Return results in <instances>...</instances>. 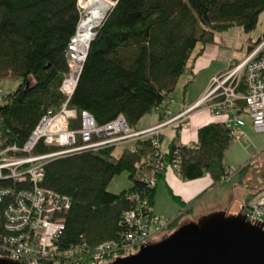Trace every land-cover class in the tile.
<instances>
[{
    "label": "trees",
    "instance_id": "trees-1",
    "mask_svg": "<svg viewBox=\"0 0 264 264\" xmlns=\"http://www.w3.org/2000/svg\"><path fill=\"white\" fill-rule=\"evenodd\" d=\"M261 12L264 0H115L94 29L68 106L77 113L87 111L97 124L122 116L130 127L144 128L137 127L139 120L152 112L162 117L179 76L192 74L193 63L206 45L215 43L216 33L232 26L248 33ZM79 14L77 0H0V81L17 80L15 88L0 96V149L21 146L41 116L64 101L60 84L68 72L67 45ZM178 132L168 150L160 147L166 166L154 173L156 180L176 160L181 177L207 173L210 185L220 182L224 154L233 140L224 124L214 120L200 126L192 144L178 142ZM135 146L117 157L111 145L41 165L39 185L69 199L59 246L119 240L128 229L122 213L135 205L129 194L145 199L144 210L153 213L155 186L147 182L151 167L143 159L155 158L157 149L149 138ZM51 149L39 142L34 152ZM124 171L130 186L117 193L107 190Z\"/></svg>",
    "mask_w": 264,
    "mask_h": 264
},
{
    "label": "built area",
    "instance_id": "built-area-1",
    "mask_svg": "<svg viewBox=\"0 0 264 264\" xmlns=\"http://www.w3.org/2000/svg\"><path fill=\"white\" fill-rule=\"evenodd\" d=\"M108 1L111 6L114 4ZM77 7L80 21L85 14L83 0H77ZM76 32L77 27L67 45L68 72L60 84L64 101L57 109L47 110L41 116L21 146L13 144L0 149V258L25 264H105L153 242L154 235L163 231L171 220L149 213L148 208L145 211L146 200L129 194L128 198L135 205L122 213L128 229L119 240H105L92 247L78 243L62 248L57 239L64 225L63 214L69 199L39 185L43 176L41 165L49 159L118 144H128L134 151L135 141L149 138L157 150L155 158L147 155L143 163L151 167L146 175L148 184L155 186L154 173L166 166L161 160L163 152L159 144L163 131L184 126L189 111L201 107L209 109L233 139L243 133L244 116L249 118L255 131L264 132V38L242 59L211 75L204 92L195 102L177 113H172L167 106L156 123L135 129L122 116L97 124L87 111L77 113L68 106L89 43L79 55L75 50ZM39 142L52 149L35 153ZM167 169L178 171V161L173 160ZM237 170L233 166H224L225 174L221 180L230 178ZM239 212L249 222L259 223L264 228V187L247 197L239 206Z\"/></svg>",
    "mask_w": 264,
    "mask_h": 264
},
{
    "label": "water",
    "instance_id": "water-1",
    "mask_svg": "<svg viewBox=\"0 0 264 264\" xmlns=\"http://www.w3.org/2000/svg\"><path fill=\"white\" fill-rule=\"evenodd\" d=\"M94 35L95 31L89 41ZM252 179L259 183L257 188L264 186L259 176ZM0 264L25 263L2 257ZM105 264H264V228L239 211L216 210L182 222L161 239Z\"/></svg>",
    "mask_w": 264,
    "mask_h": 264
},
{
    "label": "rangeland",
    "instance_id": "rangeland-1",
    "mask_svg": "<svg viewBox=\"0 0 264 264\" xmlns=\"http://www.w3.org/2000/svg\"><path fill=\"white\" fill-rule=\"evenodd\" d=\"M115 2V0H111ZM95 29V28H94ZM93 29V31H94ZM264 12H261L258 16L256 26L250 32L246 33L239 26H232L229 29L218 32L214 36L215 43H210L205 46L202 54L198 57L195 65V74L193 76V80L188 82L187 79L192 77V74H182L179 76L174 89L169 92L166 101L170 103H180L183 101V97L187 95L191 91H196L203 84L206 75L214 68L219 67L225 69L229 63H235L242 59L248 50L249 46H252L254 41L259 38L260 40L264 38ZM259 40V41H260ZM258 41V42H259ZM257 42V43H258ZM255 43V45H257ZM254 45V46H255ZM209 63L210 67L205 68L204 65ZM199 72H197V70ZM201 69V70H200ZM17 84V80H3L0 81V96L5 94L15 88ZM186 85V94L183 91V85ZM190 111L186 115H190ZM156 113L152 112L146 114L145 117H153ZM187 118V117H186ZM247 124L243 127V133L240 137L234 138L228 149L226 150L223 158V163L229 166H233L238 170L230 175V178L220 180L223 184L218 189V193H223L221 190L230 185L229 187H234L236 191H240V187L238 186L242 178H250L251 177V169L256 166V164H261L264 162V132L255 131L251 124L249 123V119L247 116H244ZM169 129V128H166ZM170 131L164 132V138L162 140V148H165L167 141L169 140ZM193 138H195V133L192 132ZM183 140H185L183 138ZM128 148V144H118L113 148V155L119 156L123 150ZM249 161V162H248ZM248 162V163H247ZM203 177L206 178V174H203ZM231 179V180H230ZM186 184L190 183L188 180H185ZM197 183H201L196 182ZM130 186V181L127 179V173L121 172L120 174L115 175L109 182L107 186V190L117 193L122 189H125ZM163 183L159 182L158 188H162ZM215 194L201 200L197 207H202L203 205H207L209 201L214 197ZM168 196L166 195V191L164 188L159 190V195L156 196V201L160 204H164L167 201ZM228 214H235L234 210L226 211ZM196 213L194 210H191L190 214H186L187 216L194 217ZM207 214V213H206ZM185 215L181 218L179 216L176 225L172 227H168L158 232L154 235L153 241H157L161 239L165 234L172 231L176 228L180 223L185 222ZM198 218V217H197ZM196 218V219H197ZM167 219V218H166ZM135 250V248L133 249ZM137 251V250H136Z\"/></svg>",
    "mask_w": 264,
    "mask_h": 264
},
{
    "label": "crops",
    "instance_id": "crops-1",
    "mask_svg": "<svg viewBox=\"0 0 264 264\" xmlns=\"http://www.w3.org/2000/svg\"><path fill=\"white\" fill-rule=\"evenodd\" d=\"M198 58L193 63L192 67V77L187 79V84L189 79L193 80V76L195 74V63L197 62ZM205 68L210 67V64L207 63L204 65ZM197 70V69H196ZM201 70V69H200ZM224 69L219 67H214L205 77V80L201 87L197 89L196 91H191L187 95L183 97V101L180 103L174 102L170 103L168 102V106L171 108L172 113H177L180 110H182L184 107L189 106L193 102H195L201 94L204 92L208 80L211 75L218 73ZM199 72V70H197ZM190 82V81H189ZM183 85V91L185 90L184 94H186V85ZM245 119V118H244ZM249 119V118H248ZM158 120V114L156 113L153 117L149 115V117L143 116L138 123L139 128L141 127H147L150 126ZM217 120L211 113V111L207 108L201 107L198 109L193 110L184 126H178L173 127L169 129H165L163 131V134L161 136L160 141V147L162 150H168L169 142L173 139L175 136L176 130H178V142L182 144H192L196 139V132L197 129L211 121ZM250 123V121H249ZM247 124L245 120V125ZM244 125V127H245ZM170 131L169 140L166 143L165 148H162V140L164 138V132ZM192 132L195 133V138L192 136ZM183 138L185 140H183ZM249 162V161H248ZM247 162V163H248ZM224 166L226 164L223 163ZM259 165V164H258ZM256 164V166H258ZM254 165V167H256ZM253 168V167H252ZM206 174V178L202 176L194 179H185L180 176V174L177 171H174L172 169H166L162 175V177L156 182L155 184V194H154V203L152 206V211L155 215H158L163 218L171 219L177 215H180L181 218L186 214H190L191 210H194L196 213L194 217H186L185 222L190 220H195L197 217L212 212L216 210H224V211H230L234 210L235 212L239 211V206L241 203L247 198L252 196L258 189L256 185H259V183L256 180H253L252 177L248 178H242L239 187L240 191H236L234 187H225L221 191L223 193H218V189L223 184L222 181L211 184V178L209 174ZM188 180L190 183L186 184V181ZM231 180V179H230ZM201 182L197 183L196 182ZM159 182H162L164 186L162 188L165 189L166 195L168 196L166 203L160 204L158 201H156V196L159 195V190H162V188H158ZM175 195L178 197L180 201H176L172 195ZM212 194H215L214 197L209 201V203L206 205H203L202 207H197V204L204 200L205 198L212 196Z\"/></svg>",
    "mask_w": 264,
    "mask_h": 264
},
{
    "label": "bare ground",
    "instance_id": "bare-ground-1",
    "mask_svg": "<svg viewBox=\"0 0 264 264\" xmlns=\"http://www.w3.org/2000/svg\"><path fill=\"white\" fill-rule=\"evenodd\" d=\"M83 6L85 14L77 25L74 37L75 50L79 55L84 52L93 29L103 20L111 4L108 0H83Z\"/></svg>",
    "mask_w": 264,
    "mask_h": 264
},
{
    "label": "flooded vegetation",
    "instance_id": "flooded-vegetation-1",
    "mask_svg": "<svg viewBox=\"0 0 264 264\" xmlns=\"http://www.w3.org/2000/svg\"><path fill=\"white\" fill-rule=\"evenodd\" d=\"M254 175L259 176L260 180L264 182V162L251 169V177Z\"/></svg>",
    "mask_w": 264,
    "mask_h": 264
}]
</instances>
